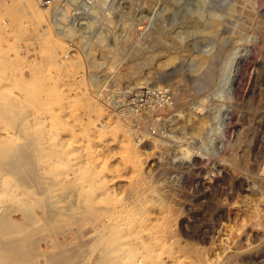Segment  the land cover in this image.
<instances>
[{
    "label": "rangeland",
    "instance_id": "374dc122",
    "mask_svg": "<svg viewBox=\"0 0 264 264\" xmlns=\"http://www.w3.org/2000/svg\"><path fill=\"white\" fill-rule=\"evenodd\" d=\"M60 1L67 18L57 19V25L51 23L52 10L45 18L35 19L14 9L17 0H0V90L25 105L29 100V117H36V127L47 129L49 142L60 145L61 163L52 165L57 177L74 179L69 170L73 165L77 176L86 173L84 176L92 179L95 195L101 189L93 183L97 177L109 182L107 196L94 206L114 208L116 203L115 209L122 208L117 220L120 226L113 233L119 244L126 245L122 246V262L201 264L194 256L197 251L210 264H264V0H234L236 9L231 16H223L214 27L201 24L203 29L191 31L184 23L195 20L197 13L205 16L207 0H103L104 10L101 7L95 16L86 9L91 0ZM226 3H220L221 13ZM108 17L110 23L105 24ZM59 21L65 25L60 26ZM42 27L44 34H40ZM56 27L71 28L74 39L57 36ZM155 29H161L162 42L153 46L147 35ZM93 32H101L104 42L95 40ZM118 43L123 44V56L116 55ZM175 43L178 50L173 48ZM49 47L57 59V54L70 53L63 68L49 59ZM138 48L144 57L154 55L149 65L132 64L130 56ZM209 55L214 56L206 68L213 77L207 81L203 76L207 69H199L197 60ZM164 59L167 64L161 68L157 62ZM171 70H176L173 75ZM31 73L37 82L25 90L21 81H31ZM163 73L170 78H163ZM162 89L168 91V99L151 94ZM37 97H41L40 103ZM189 116L205 119L201 136L182 127ZM17 129L15 132L13 126L2 122L0 137L19 145ZM139 180L143 183H137ZM82 181L83 185L77 181L78 189L83 186L88 190ZM8 205L10 209L5 208L10 213H5L24 223L21 213L14 211L16 206ZM0 208L5 209L2 204ZM129 210H134L133 214ZM34 213L44 220L40 209L35 208ZM89 225L83 227L85 236L98 234L102 227L94 225L92 229ZM61 238L58 235L56 239ZM51 242L43 238L29 247L40 253ZM87 248L85 256L93 257L92 245ZM0 250H4L1 244ZM132 251L138 255L130 262ZM41 259L36 256L33 261L40 263Z\"/></svg>",
    "mask_w": 264,
    "mask_h": 264
},
{
    "label": "bare ground",
    "instance_id": "6f19581e",
    "mask_svg": "<svg viewBox=\"0 0 264 264\" xmlns=\"http://www.w3.org/2000/svg\"><path fill=\"white\" fill-rule=\"evenodd\" d=\"M17 1H18V4L14 7V9H16L17 12H19V13L24 12V14L28 15V17H33L35 19H39V17L40 18H45L46 16H48L47 15L48 11L52 10V12H54V14H53V17L51 18V23L57 24L58 20H61L62 18H67L65 16L66 13H67L66 9H65V7L63 5H61V1L60 0L59 1L57 0L56 2H54V4L52 3L53 5L52 4L48 5V6H51V7L41 6L37 2V0H17ZM104 1L106 2V0H104ZM104 1L103 0H91V2L88 3V4H90L89 7L87 6L86 9H91L88 12L91 11V13H93L94 16L98 15L99 13H101L100 12L101 9H103L102 6H103V3H105ZM222 1L223 2H227L226 3L227 5L225 7H223L224 8V12L221 13L219 6H220V3ZM207 3L209 4V6L206 9L207 14H205V16H203L202 13H200L202 15L197 13V15L195 16V20H188L187 23H184L186 25L187 30L190 29V31H191V29L192 30L193 29H199V30L203 29L202 26L200 27L201 24L209 25V26H207V28L214 27L217 24V21L220 18H222L223 16L225 17V15L226 16L227 15L231 16L232 13L236 9V5H235L236 3L234 2V0H207ZM38 5L40 7H43V8H39ZM5 7H7V6H5ZM56 9H57V11H55ZM107 10H108V8H107ZM8 12H10V11L8 10ZM100 15H105V14H100ZM158 17H159V15H158ZM203 19H204V21H203ZM110 20L111 19L109 17L105 18L104 19V23L105 24H107V22L110 23ZM59 23H60V21H59ZM61 23H60L61 24L60 26H62L63 24L65 25V23H63L62 21H61ZM71 23H72V21H71ZM71 23H70V25H71ZM72 25H73V23H72ZM88 26L91 27V24H88ZM158 28H160V27H158ZM69 29H71V28H67L66 29V28L56 27L54 30H55V33H56L57 36H63V37L66 36V37H69L70 39L73 40L74 36L72 35V31L69 30ZM43 31H46V29H43V27H42L40 34H44ZM160 32H161V29H157V30L155 29L154 31L152 30L149 35H147L148 36L147 38H149L150 43L153 46L157 42H159V43L162 42L161 41ZM94 35L96 37L95 40L97 39V41L100 42V43L104 42V39L106 38V37H104L103 34H101V32H99L97 35L95 34V32H93L92 36L94 37ZM122 43H118V46H117V44L115 45V47L117 46L115 50H118L116 55H121V56L124 55V52L122 51V45H123ZM178 44H179L178 46L180 47L181 43H178ZM175 45H176V43L173 44V46H174L173 48L178 50V46H175ZM144 46H145V44H144ZM47 49H48L47 52H48V55H49L48 56L49 59L54 60L56 62V66L57 67L63 68L65 66L66 62H67L66 60H68L67 58L69 57L70 53L67 52V54L63 55V56L57 54V56H58V59H57L55 50L51 49V47H49ZM140 50L141 49L138 48V49H135V52H132L134 54L131 53L132 54V56H130L131 60H132L131 62H132V64H135V63L139 64V67H141L142 65L145 67V65H149L148 63L149 62L151 63V61L154 60L153 59L154 55L153 56L150 55L151 57H148V56L144 57L145 55L143 56L141 53H139ZM110 51L111 50H109V53H110ZM140 52H142V51H140ZM153 53H155V52H153ZM212 56H214V55L205 56V58L200 59L202 62L197 60L200 63V64H198L199 65V69H202V68H204L202 66H205V68L203 69L205 71V69L208 68L207 66L211 65L210 64L211 63L210 60L212 59ZM216 56H218V55H216ZM194 57H196V56L194 55ZM161 59L163 60V58H161ZM169 59L171 60V58H169ZM198 59H199V57H198ZM0 60H1V58H0ZM170 60H169V62H171ZM7 62H8V59H7ZM158 62H157V65L159 64L161 68L166 66V64H167L166 60H165V62H162V61L160 63H158ZM167 62H168V60H167ZM217 62H218V59H217ZM90 63H91V61H90ZM140 64H141V66H140ZM195 65H197V64H195ZM195 65L191 64L190 66L196 67ZM5 66H7V65H5ZM133 66H135V65H133ZM200 66L202 68H200ZM8 68H9V66H8ZM197 68H195V69H197ZM214 69H212V70H214ZM209 70L211 71V69H209ZM133 71H135V70H133ZM174 72H172V70H171V74L172 75H173ZM137 73L138 72H136L135 75ZM131 74H132V72H131ZM200 74L201 73H199L198 75L201 76ZM30 76H31V81H25V80L21 81L20 85H23L22 86L23 88L25 87V88L28 89L30 85H32V84L37 82L36 81L37 80L36 77L32 73L30 74ZM166 76H168V74L165 75V77H163V78L166 79V78L169 77V76L168 77H166ZM203 76L206 78L205 80L208 81V79L212 80L210 78L213 77V74H212V77H211V72H209L208 69H207L203 73ZM129 77H131V76H129ZM160 77H162V76H160ZM138 80H139L138 78H134L135 82H139ZM202 81H204V80H202ZM200 82H201V80L199 82H197L198 85H200ZM18 83H20V82H18ZM204 83H206V82L204 81L203 84ZM208 83H210V81ZM93 84H94V81H93ZM137 84H139V83H137ZM204 87H205V85L203 86V88ZM36 88H37V86H36ZM3 89H5V87ZM25 90L23 92H25ZM197 91H199V90H197ZM2 92L3 91L0 90V123H2V122L9 123L11 126H13L15 128V132H16V128L20 129L18 137L20 135L21 143L19 145H16L18 143H16V144H14V142L10 143L9 140H8L9 138H5V136L2 137V138L0 137V173L4 174V175L3 174L0 175V204H2V208L6 207V208H9V209H10L9 205L8 206H5V205H7V204L13 205V209L16 208V210H14V211L21 213L22 217L25 219V222L24 223H20V222H18V220L16 221V220L12 219L10 217V215H8V213H10V212H8L7 211L8 209L6 210V208L2 209V211H0V244H1V246L4 247V250H0V264H125L126 262L125 261H124L125 263L122 262L123 258H121V256H123L124 248H126L125 247L126 245L124 246V245L119 244V240H117L116 239L117 237H115L114 234H113L115 232V230H117V227L120 226V224H119V222L117 220L123 214V213H121L122 208L120 207L121 209H118V210L115 209V205L119 206V204H116V203L114 205V208H111L109 206L105 207L107 204L106 205L103 204L104 207H99V205H98V207H95L96 206L95 204H99V202L95 203L97 200L100 201L101 198L107 196L106 194H107L108 190L110 189L109 187H111V185L110 186L108 185L109 182H104L105 180L103 181V179H101L100 177H97L96 180L93 183L96 186L98 185L99 187H101V189L99 190V193L95 195L96 191L95 192L94 191L91 192V185L90 184H92V183H90V181H89L90 178L89 177H85L84 175H86V173L83 175L84 172L82 173L83 177L82 176H77V170H76L77 167L75 168L73 165H72V167L69 168V170H71L73 172V175H75L74 179L70 180L69 177L66 174H65L66 176L62 175L60 178L57 177V175L55 173L56 169L54 170V168H52V165L56 163V166H57L58 164L61 163L60 160H61V155H62L63 151L61 152L59 150L60 149L59 148L60 145H58V143H55L53 140H52V142L51 141L49 142V140H51V139L48 138L47 129L44 130L42 128L36 127L37 124H35V123L37 121H36V119H34L35 116H31L33 118L29 117L30 114H32V113H29L30 111L27 112V110H29V107H28L29 106L28 105L29 100H28V102H26L27 105H25L23 101L21 102L15 96L11 97V95H9V94H8L9 96L7 94L4 95V93L2 94ZM29 92H30V90H29ZM42 92H44V91H42ZM26 93H27V91H26ZM38 97L35 98V99H36V102L40 103V101H42V99H40L41 97L40 98H38ZM36 102H35V104H36ZM30 104H32L33 106H37V105L34 104V102L32 100H30ZM47 105L48 104H46V106ZM30 109H31V107H30ZM28 117L31 119V121L29 119L27 120ZM205 123H206L205 119L203 117H201V116H196L194 118H191L189 116L183 122L182 127H184V128L189 127L190 130L192 131L193 136H201L202 133L205 130ZM47 128H49V127H47ZM51 129H54V128H51ZM59 131L62 132V129L59 130ZM115 133H117V132H115ZM50 134L54 135L53 133H50ZM7 135H9V134L7 133ZM9 137H11V135ZM3 138H5V139L2 140ZM67 147H68V145H67ZM67 147H65V148H67ZM130 152L133 153L132 151H130ZM134 152H136V151L134 150ZM133 156H135V154ZM88 171H89V169H88ZM78 173H81V172H78ZM118 177H120V176H118ZM10 180L13 181V183H10ZM82 180L87 183L86 187L88 188V190H86V188L83 187V186H79L80 188L78 189V186H77L78 184L77 183L79 181H80L79 183H81ZM90 180H92V179H90ZM137 183H143V181L139 180V182H137ZM146 184H145V186H146ZM135 185H137V184H135ZM133 188H135V187H133ZM147 189H148V187H147ZM30 190H31V192H30ZM79 196H81V199H79ZM145 196H147V195L145 194ZM159 196H158V198H159ZM132 198H134V197H132ZM145 200H147V199H145ZM159 202H161V201L159 200L158 203ZM100 203H101V201H100ZM134 203H137V202H134ZM145 203L146 202H144L142 204H145ZM113 204H114V202H113ZM152 204H153V202H152ZM103 205H101V206H103ZM146 205H147V203H146ZM14 206H16V207L14 208ZM135 206L138 207L139 205L138 206L135 205ZM35 208L40 209V211L42 212L43 219H44L43 221H42V218L40 219V216L35 215V213H34V209ZM167 209H168V205H167ZM0 210H1V208H0ZM4 210L7 211L8 213L6 214ZM136 210H138V209H136ZM172 210H173V208H172ZM129 211L127 212L128 215L130 213H132L134 210H132V212L130 211V213H129ZM164 211H165V209H164ZM172 212H174V211H172ZM141 213H140V215H141ZM144 214L141 217H143ZM140 215L138 214V216H140ZM147 215L148 214H146V217H147ZM173 215H175V214H173ZM176 215H175L176 216L175 218H177L179 216L178 212L176 213ZM170 217H172V216H170ZM133 218H134V215H133ZM175 218H174V220H175ZM134 219H137V218L135 217ZM142 219L144 220V218H142ZM130 220H132V219H130ZM143 220H138V221L141 222ZM172 220H173V218H171V221ZM122 221H124V219ZM153 221H156V219L153 220ZM173 222H171V223L174 225L173 227L175 228V224ZM86 224H90L91 227L92 226L94 227V225H96V227H97V225H101L102 227H101V229H100L98 234L95 235L93 233L94 236H85V233L82 230H83V227L86 226ZM127 225H129V224L127 223ZM135 225H137V224H135ZM139 225H140V223L138 224V228H136L137 230L139 229ZM164 225L165 224H163V227H164ZM93 227H92V229H93ZM125 227H127V226H125ZM165 227H166V225H165ZM171 228H172V226H171ZM146 229H147V227H146ZM163 230H165V229L163 228ZM90 231L92 232L93 230H90ZM140 231H141V229H140ZM144 231H146V230H144ZM170 231H171V229H170ZM135 232H136V230H134V235H135ZM71 233H72V235L69 236ZM129 233H130V231H129ZM174 233H173V236L177 232L175 234ZM14 234L15 235L17 234V236H13ZM138 234H137V236H138ZM157 234H160L159 231H158ZM58 235L63 236V238H61L62 240H57L56 239ZM116 236H117V234H116ZM128 236H129V234H128ZM177 236H178V234L176 235V237ZM133 237H131V238H133ZM141 237H140V240L143 239V238L141 239ZM166 237H167V235L165 234V239H167ZM43 238H45V240H47V238L48 239L49 238L52 239L51 243H47L46 244V249L44 251H40V253H38V251H39L38 248H34L32 250V248L29 247V246L35 247L34 245L39 241V239L43 240ZM155 238H156V236H155ZM128 239H129V237H128ZM132 240H134V238ZM159 240L161 241V239H159ZM128 241L127 242L125 241V243H128ZM162 244H164V243H161V245ZM90 245H92L90 253H91V255H93V257L91 255H88V256H91L92 258L85 256L86 252L88 251L87 247L90 246ZM122 246H124V248ZM164 246H166V245H164ZM182 247H183V245H182ZM131 248H134V247L132 246ZM160 250H159V252L162 253L161 252L162 250L161 251ZM134 251L130 252L131 253V257H129L127 255V257H124V258L127 259L129 257L128 260H130V262L133 261L131 259H132L133 255H134V254H132V253H134ZM41 252H42V254H41ZM147 252H148V250H147ZM196 252H195L194 256H195V259H197V261H200L201 264H202V262L204 264H210V262L208 263L206 260H203L201 258V255L198 254L200 252H197V253ZM136 255H138V254H135L134 258H135ZM36 256L39 257V258L42 257V259H43V260L41 259L42 262L39 263V262L33 261L34 257H36ZM141 256H142V254H141ZM181 256H183V255H181ZM194 256H193V258H194ZM203 256H205V254ZM190 257H191V255H190ZM175 259H177V258H175ZM135 262H136V260H135ZM137 262H138V259H137ZM177 262H176V264H177ZM192 262H194V261H192ZM173 263L175 264V262H173ZM189 263H191L190 260H189ZM194 263H192V264H194ZM126 264H128V263H126ZM138 264H140V263H138Z\"/></svg>",
    "mask_w": 264,
    "mask_h": 264
},
{
    "label": "built area",
    "instance_id": "2783aa9c",
    "mask_svg": "<svg viewBox=\"0 0 264 264\" xmlns=\"http://www.w3.org/2000/svg\"><path fill=\"white\" fill-rule=\"evenodd\" d=\"M57 0H37V2L39 3V5L41 6H48L54 2H56ZM153 95H160L163 96L164 98L168 99L169 93L167 90L162 89V90H156V91H152Z\"/></svg>",
    "mask_w": 264,
    "mask_h": 264
}]
</instances>
